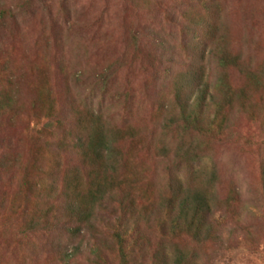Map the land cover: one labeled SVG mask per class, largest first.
<instances>
[{"label": "rangeland", "instance_id": "1", "mask_svg": "<svg viewBox=\"0 0 264 264\" xmlns=\"http://www.w3.org/2000/svg\"><path fill=\"white\" fill-rule=\"evenodd\" d=\"M140 3L0 0V264H264V0Z\"/></svg>", "mask_w": 264, "mask_h": 264}, {"label": "trees", "instance_id": "2", "mask_svg": "<svg viewBox=\"0 0 264 264\" xmlns=\"http://www.w3.org/2000/svg\"><path fill=\"white\" fill-rule=\"evenodd\" d=\"M134 1V3H135V6L136 7H138V5L139 6H141L142 4L140 3V1L141 0H133ZM142 2L143 3H146L147 5L150 3V0H142ZM262 81H263V85H264V78L262 79ZM260 157H261V159H263L262 161H263V165H262V168H263V171H262V175H263V180H264V152H260ZM188 202H189V200L188 199H186L185 201H184V205H182L181 206V213H182V215L180 216L181 218L180 219H185V221H186V224H185V226H186V229H187V231L189 232V233H192V232H194L195 231V220L194 219H188V217H185V215H186V211H187V204H188ZM202 204H204V201H202ZM205 205V208L207 209L206 211H205V213L207 212V214H211L212 213V208L211 207H209V205H207V203L206 204H204ZM205 210V209H204ZM203 210V211H204ZM195 236V235H194ZM196 237V236H195Z\"/></svg>", "mask_w": 264, "mask_h": 264}]
</instances>
